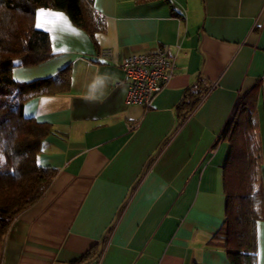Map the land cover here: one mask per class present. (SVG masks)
<instances>
[{
    "label": "crops",
    "instance_id": "crops-1",
    "mask_svg": "<svg viewBox=\"0 0 264 264\" xmlns=\"http://www.w3.org/2000/svg\"><path fill=\"white\" fill-rule=\"evenodd\" d=\"M104 27L92 40L60 10L35 26L54 55L11 70L17 81L69 67V87L28 99L49 126L38 163L55 170L43 195L14 217L0 264H230L212 242L226 219L220 132L249 92L264 191V0H87ZM162 48L173 76L144 109L127 104L117 63ZM109 50L110 55L101 52ZM203 78L209 90L177 127L175 106ZM264 264V215L255 224Z\"/></svg>",
    "mask_w": 264,
    "mask_h": 264
},
{
    "label": "trees",
    "instance_id": "trees-1",
    "mask_svg": "<svg viewBox=\"0 0 264 264\" xmlns=\"http://www.w3.org/2000/svg\"><path fill=\"white\" fill-rule=\"evenodd\" d=\"M39 9L63 11L92 40L101 32L102 18L87 0H0V244L10 221L46 191L55 170L38 163L49 126L23 114L24 103L42 93L69 87V67L30 81L11 77L12 68L42 62L54 55L49 35L35 26ZM199 78L187 86L175 106L177 127L209 90ZM249 92L235 103L220 137L230 143L225 165L226 219L212 242L225 249L230 264H256L255 224L264 215V191L259 175V142ZM88 251L72 264H83Z\"/></svg>",
    "mask_w": 264,
    "mask_h": 264
},
{
    "label": "built area",
    "instance_id": "built-area-1",
    "mask_svg": "<svg viewBox=\"0 0 264 264\" xmlns=\"http://www.w3.org/2000/svg\"><path fill=\"white\" fill-rule=\"evenodd\" d=\"M101 54L109 56L110 51L105 50ZM117 66L123 71L127 83L125 102L144 109L152 106L154 97L173 76V64L162 48L129 54Z\"/></svg>",
    "mask_w": 264,
    "mask_h": 264
}]
</instances>
